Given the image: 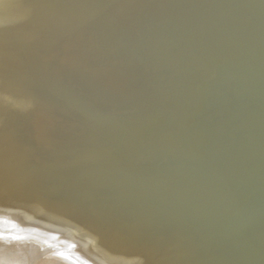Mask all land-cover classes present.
<instances>
[{"label": "bare ground", "instance_id": "1", "mask_svg": "<svg viewBox=\"0 0 264 264\" xmlns=\"http://www.w3.org/2000/svg\"><path fill=\"white\" fill-rule=\"evenodd\" d=\"M99 1L104 0H0V11L23 9L24 14L17 15L13 24L21 25L23 21L18 39L30 41V51L38 50L33 56L41 72L62 84L65 81L66 85H83L74 94H82L83 100L91 98L97 111L110 110L106 105L111 98L116 107L129 102L141 111L137 115L129 111L134 124L141 118L140 123H153L156 127L166 115L170 120L177 118L173 123L183 127L175 135L177 143L189 139L203 146V153H197V159L190 161L193 167L220 165L221 148L230 151L227 164L238 177L245 178L254 169L257 172L258 164L253 159L260 151L257 148L256 153H251L248 135L251 136L249 127L253 125L256 140L264 143V71L262 79L256 77L258 69L264 68V0H167L168 6L160 9L147 5L149 0H128L127 9L121 0L119 5H107L109 10L104 17L111 12L120 18L121 32L109 45L106 43L101 54L98 51L103 45L95 47L101 40L94 32L96 27L100 30L101 18L81 24L75 16L65 17L66 11H75L71 6ZM140 7L145 10L144 23L135 20ZM0 14V22H11L8 14L5 19ZM152 18H158L157 23H152ZM162 31V38L157 37ZM161 41L163 46L155 48ZM142 44L149 45L144 64L133 57L136 46ZM254 47L257 59L243 62L242 57L248 58ZM8 60V54L0 52V87L12 74L10 66L6 67ZM244 63L245 68L254 63L251 68L255 74L237 88L228 77ZM249 84L251 88L247 90ZM42 111L44 115L36 118L38 121L29 120L28 136L33 142L48 149L59 139L68 142L72 136L71 142H76L78 151L88 145L100 149L102 144L97 143L95 136L87 137L92 127L89 124L84 130V124L71 122L63 131L61 115L49 109ZM151 111H156L153 117L148 115ZM116 112L113 120L122 116L120 109ZM5 134L0 130L3 148L7 144L3 141ZM3 205L0 204V264H117V234L110 230L118 226V221L112 223L106 215L88 221L82 214L70 213L69 205L63 212V204L43 203L36 198ZM110 232L114 236L107 235ZM30 251L37 253L26 258Z\"/></svg>", "mask_w": 264, "mask_h": 264}, {"label": "water", "instance_id": "2", "mask_svg": "<svg viewBox=\"0 0 264 264\" xmlns=\"http://www.w3.org/2000/svg\"><path fill=\"white\" fill-rule=\"evenodd\" d=\"M120 1L71 6L75 11H66L65 17H76L81 24L101 18L100 30L94 28L101 40L95 47L103 45L98 51L101 54L106 43L109 45L121 32L120 18L111 12L104 17L109 10L107 5L116 6ZM122 1L121 5L128 9V0ZM146 4L160 9L169 3L149 0ZM142 8L135 12V20L144 23ZM18 9L9 8L6 14L0 11L2 19L7 14L11 18L9 24L0 22V43L4 42L0 52L8 54L6 67L10 66L12 73L0 87V130L6 132L3 141L7 143L4 148L0 146L4 185L14 186L24 198L63 204L60 210L69 205L70 213L82 214L88 221L104 215L112 223L118 221V226L110 231L125 247L126 264H264V143L256 140L254 126L249 127L253 138L248 135L249 130L247 135L251 153H256L257 148L260 151L253 159L258 164L257 172L254 169L245 178L238 177L227 164L230 151L221 148L220 165L195 168L190 161L197 159V153H203V146L189 139L177 143L175 135L183 128L173 123L177 118L170 120L166 115L156 126L158 129L153 123H140L141 118L134 124L129 111L133 110L134 115L141 111L132 103L121 102L116 107L110 98L106 105L110 110L97 111L91 98L83 100L82 94H74L83 85H66L65 81L62 84L41 72L33 56L38 50L30 51V41L23 43L18 39L23 21L21 25L13 22L17 15L24 14L23 9ZM152 19V23H157L158 18ZM164 33L159 32L157 37L162 38ZM161 44L164 42L155 48ZM148 47L137 45L133 57L144 64ZM248 55L242 57L243 62L257 59L255 47ZM245 65L229 74L237 88L255 74L252 65ZM263 71L260 67L256 77L262 79ZM250 88L251 84L247 90ZM117 108L122 116L113 120ZM42 109L63 117V131L71 122L84 124V130L85 124L92 126L87 137L95 136L97 143L102 144L100 149L88 145L78 151L76 142H71L72 136L68 142L52 136L59 140L48 149L33 142L28 136L29 125L44 115ZM151 112L148 115L153 117L156 111ZM107 235L114 236L111 232Z\"/></svg>", "mask_w": 264, "mask_h": 264}, {"label": "rangeland", "instance_id": "3", "mask_svg": "<svg viewBox=\"0 0 264 264\" xmlns=\"http://www.w3.org/2000/svg\"><path fill=\"white\" fill-rule=\"evenodd\" d=\"M3 174V173H2ZM3 176H4V174H3ZM3 176L1 175V173H0V180L2 181L1 183H0V192H2V194H0V204H1V206L3 205V204H5L6 206L5 207H8V206H11V205H14V204H18V201L21 203V201H24V200H30V199H32V197H29V198H24V197H22V196H20L19 195V193L20 194H22L21 192H18V194L16 193V191L14 190V188L13 189H10V188H12V187H10V186H6V185H4V183H5V181H3V179H5V178H3ZM2 177V178H1ZM2 184H3V186H2ZM3 188H2V187ZM5 186H6V189H8V191L9 190H11V194L7 191V190H5ZM2 188V189H1ZM12 190H13V192H12ZM7 193H6V192ZM5 193H6V197L8 198V199H6L5 198ZM12 193H14V195L12 194ZM11 195V196H9V195ZM15 194H17V198H16V196H15ZM8 195V196H7ZM13 195V196H12ZM19 195V196H18ZM10 197V198H9ZM13 197V198H12ZM19 197L21 198L20 200H19ZM24 198V199H23ZM10 199V200H9ZM11 199H13L12 201H11ZM15 199V200H14ZM2 201V202H1ZM11 201V202H10ZM7 203V204H6ZM4 206V205H3ZM118 238H120L121 239V236L119 235L118 236ZM120 242V243H119ZM121 241H119L117 238H116V242L114 243V251H115V256L117 257L116 258V263L117 264H126L125 263V260H124V255H123V252H122V248H121V246L123 247V245H121ZM121 248V249H120ZM123 248H125V247H123ZM119 249H120V251H119ZM31 252V251H30ZM28 252L27 253V256H26V258H28V256H29V258H30V254L32 255V256H34V255H36V253L37 252H35V251H33V252H35V253H33V252ZM27 260H30V259H27ZM32 261H30V263H31Z\"/></svg>", "mask_w": 264, "mask_h": 264}]
</instances>
